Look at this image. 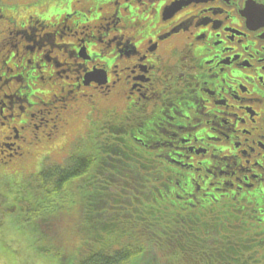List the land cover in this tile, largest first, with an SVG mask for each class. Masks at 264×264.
I'll use <instances>...</instances> for the list:
<instances>
[{
  "label": "flooded vegetation",
  "instance_id": "flooded-vegetation-1",
  "mask_svg": "<svg viewBox=\"0 0 264 264\" xmlns=\"http://www.w3.org/2000/svg\"><path fill=\"white\" fill-rule=\"evenodd\" d=\"M104 115L181 200L264 218V0H0V170Z\"/></svg>",
  "mask_w": 264,
  "mask_h": 264
},
{
  "label": "trees",
  "instance_id": "trees-1",
  "mask_svg": "<svg viewBox=\"0 0 264 264\" xmlns=\"http://www.w3.org/2000/svg\"><path fill=\"white\" fill-rule=\"evenodd\" d=\"M100 125L24 189L30 216L19 221L38 253L57 264H264L263 216L181 200L173 169L123 141L121 119Z\"/></svg>",
  "mask_w": 264,
  "mask_h": 264
},
{
  "label": "rangeland",
  "instance_id": "rangeland-1",
  "mask_svg": "<svg viewBox=\"0 0 264 264\" xmlns=\"http://www.w3.org/2000/svg\"><path fill=\"white\" fill-rule=\"evenodd\" d=\"M36 13L44 19L48 12L36 10ZM81 119L73 120L71 132L78 129L80 133L84 130ZM81 137L60 134L52 142L42 144L41 148L36 149L37 153L24 157L15 168L0 170V264H57L54 257L38 253L31 244L28 227L22 226L23 221H19L21 217L30 216V211H26V205L19 203V200H26L28 195L24 189L33 185L42 160L44 163L63 162L72 153L74 142H78L76 148H80ZM47 145L49 148L46 149ZM25 173H33L29 176L30 181H23Z\"/></svg>",
  "mask_w": 264,
  "mask_h": 264
}]
</instances>
